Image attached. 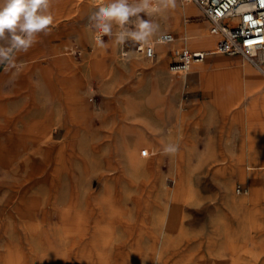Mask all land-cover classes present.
Returning <instances> with one entry per match:
<instances>
[{
	"label": "rangeland",
	"instance_id": "374dc122",
	"mask_svg": "<svg viewBox=\"0 0 264 264\" xmlns=\"http://www.w3.org/2000/svg\"><path fill=\"white\" fill-rule=\"evenodd\" d=\"M99 3L103 2L55 0L52 5L54 24L50 32L40 34L38 42L27 52L22 73L19 71L18 76L11 79L12 87L6 91L11 92L12 103H0V106H6L10 111L13 104L21 105L24 101L32 115H43L52 110L49 118L51 122H56L60 131L53 138L55 153L63 143L76 136L90 138V147H93V151L88 152L78 148L75 158L68 162V168L77 170L82 166L83 158L94 166L92 158L99 155L100 173L115 176L116 170L109 171V167L113 164L124 166L123 171L128 178L113 185L126 190L119 197L114 215H102L94 210L90 232L83 240H62V230L59 229L66 222L63 223L57 214L52 216L48 212L40 218L46 246L39 247L36 242L30 241V235L23 225L27 220V201L32 189L25 186L21 170L11 174L0 169V264H102L96 256V246L91 236L96 227L103 225L111 230L103 250L107 256L104 264H264V112L258 110L263 109L264 103L256 95H247L249 91L244 83V71L249 68L247 64L257 73L260 72L244 56H230L244 62L238 67L224 63L227 69L216 77L224 75L229 85L232 82L231 87L225 83L226 86L220 89L215 83L217 79L213 81L215 78L213 82L209 78L203 80L200 69L183 80L171 76L169 63L177 53L173 52L172 47L177 49L181 45L179 51L184 46L205 50L204 46L188 38L201 22H205L206 30L210 32L208 21L195 4V13L182 10L177 16L170 10L163 18H153L163 29L169 25L172 31H178L173 44L157 45L158 56L153 61L136 51L137 46L113 48L108 37H105V42L109 47L97 48L88 27V17ZM186 4L184 0H177L178 8ZM163 31L160 30L158 35ZM57 48L70 63L67 83H80L79 93L88 110L76 124L62 106L61 112H57L58 103L46 108L47 104L43 102L50 96L47 94L48 84L52 80L54 83L58 74L60 78L64 77L60 71L62 66L56 62L60 55ZM125 51L132 55L124 57L122 53ZM207 60L200 64L208 65ZM161 63L164 69L159 75ZM45 69L56 71L52 80L49 81L45 75ZM213 69L209 67L208 73H213ZM178 82L180 84L176 87L174 84ZM152 86H156V89L152 90ZM34 88L37 91L44 89L46 93L38 91L33 96L31 90ZM228 90L230 94L233 92L232 96ZM221 91L225 92L224 98L220 96ZM152 95L157 99L155 104L150 102ZM33 100L35 102H31ZM129 106L134 109H128ZM156 111L161 114L155 117ZM164 121L168 122L170 130L161 128ZM175 132L184 133L186 140L185 154L181 157L178 151L162 156L160 153L156 157L155 148L145 146L166 142ZM242 136L248 144L244 147ZM125 144L133 146L138 154L142 148L149 152L148 157L140 156L141 172L135 176L126 167ZM227 153L237 155L242 164L250 169V175L226 172L225 165L219 159ZM180 173L184 178L186 200L183 223L173 226L170 239L162 248L163 236L156 225V217L163 205L173 203L172 199H166L165 190L168 188L170 195H173V190L178 187L176 176L179 181ZM154 175L161 181L160 186L155 188L151 186ZM97 181L95 177L90 184L93 190L98 187ZM85 207L82 204L73 215L86 214ZM161 252L162 257H159ZM134 253L138 258L134 257Z\"/></svg>",
	"mask_w": 264,
	"mask_h": 264
},
{
	"label": "bare ground",
	"instance_id": "6f19581e",
	"mask_svg": "<svg viewBox=\"0 0 264 264\" xmlns=\"http://www.w3.org/2000/svg\"><path fill=\"white\" fill-rule=\"evenodd\" d=\"M185 2L188 4H186L184 7H181V8L176 7L173 10L174 14L179 16V14L182 13V10H184L186 13H195L197 11L195 6L192 4L193 2H187V1ZM176 21L177 23H179L178 18L176 19ZM206 28L207 27H206L205 22L199 23L193 35H190L188 38L191 41H194L195 43L200 44V46H204L205 47L204 49L206 51L212 52L214 48L215 40H214L213 34L209 32L208 30H206ZM180 46H178L177 49H174L175 52H178V50L180 49ZM166 50L167 49L165 48V51ZM57 53L58 54L60 53V48H57ZM56 60H57L56 61L57 64H60L62 66L60 71L61 73L64 74V77L60 78L58 74L57 76H55L57 77V80L53 83L52 78H53V75H55L56 71L45 69L44 71L46 73L45 75H47L49 77V81L52 80V82L49 83L47 86L48 87L47 94L49 93L50 96H48L45 100H43V102L47 104L46 108L50 106L54 107L56 103H58L59 105L61 104L60 106L59 105L57 106V112L58 111L61 112V106H62L63 110L68 112V116L76 124L77 121L88 112L87 108L85 107L82 101V97L80 96V93H79L80 83L73 82V81L72 83H67L66 77H69L70 72L68 68H69L70 63H68V60L61 53L57 57ZM159 66H160L159 67L160 70H158L157 74L162 72V69H164L162 67L163 63H161ZM201 67H202L201 64L195 63L193 64L191 68V72H194L195 70H199ZM223 74H224V70H223ZM213 78L215 79L213 80ZM209 79L211 80V82L216 81L217 79V82L215 83H217L216 86H218L220 89L221 87L226 86L225 83L227 84L229 83V80L228 82H226L227 79L224 75L223 76L221 75L218 77H216V75L215 77L209 76ZM231 83L230 85L228 84L230 87H231ZM179 84L180 83L178 82V83H175L174 85L178 87ZM155 89H156V86H152V90H155ZM229 90H228V93L230 96H232L231 94L233 92L230 94ZM31 91H32L33 96L38 91H40L41 93H46L44 89L37 91L36 88H34ZM114 94H115V91H114ZM247 95H250V96L256 95L257 99H260V101L264 103V99L261 98V95H259L258 92L256 93L255 90L247 92ZM153 96L154 95L151 96L150 102L152 101V104H155L157 103V99L155 100ZM220 96L224 98L225 92L223 93L221 91ZM34 100L31 102H35ZM137 107H138V104H137ZM128 109L133 110L134 108L129 106ZM27 110L29 111V108H27L24 101L21 103V105L16 104V103L13 104L10 111L6 108V106H0V169L1 171H5V173H11V174H16L17 171L19 172L21 170V172L23 173L25 186H28V187L30 186V189H32L31 195L27 201V220L23 223L25 230H27L28 234L30 235V241L33 243L36 242L39 245V247L46 246L45 245L46 239L44 240V237L41 232L42 227L40 224V221H41L40 218L42 219L43 217H45V215L48 212L52 213L51 214L52 216L57 214L56 216L59 217L63 223L66 222L63 225V227L59 229L60 231L62 230V232L60 233L62 240L67 242L70 240L86 239L91 229V226H90L91 217H92L94 210H98L102 215L108 214V216L114 215L117 212L119 197L121 196V193H123L126 189L123 187L115 186L113 185V183L123 182L124 180L128 178V176L123 171L124 166L113 164L112 166L109 167V171L116 170L117 174L115 176H110V174H107V173H100L98 169L99 168L98 166L100 164V161L98 158L99 155L98 156L95 155L96 158L94 159L92 158V161L94 162V166L91 165L90 162H88L87 160L83 158L82 160L83 164L82 166H79L77 170L76 169L74 170V168L73 169L68 168L67 164L68 162H70L71 159L75 158L76 150L78 148L81 150H86L87 152L90 150L93 151V147L92 146L90 147V143H89L90 138L88 139L86 136H85L86 138L82 136L79 138L78 136H76L69 142L63 143L60 146L58 152L55 153V149L53 147L54 146L53 138L55 135H59L60 131H59L58 126H56V122H53V121L51 122L52 119L49 118V116H51L50 113L52 112V110L51 112H48L46 110L47 111L46 114L43 113V115L42 114L32 115L31 111H29V114L26 115ZM9 113L11 114L9 115ZM160 114L161 113L159 111H156L155 117L159 116ZM152 118L153 117H151L150 119ZM145 121L147 122V120ZM159 124L160 123H158V125ZM151 125H152V122H151ZM162 125H161V128H166L170 130V125L168 124V122L164 121ZM55 126L56 128H54ZM97 126L98 125H96V127ZM94 133H91L90 135H93ZM92 140H94V138ZM168 144H174L178 146V156L181 157L183 156V154H185L186 140L184 138V133L181 134V132L179 133L175 132L174 134L170 136L169 140H167L166 142L165 141L159 142L157 146H153L151 144H146L145 146L149 145L152 149L155 148L156 150L155 156L158 157L160 153H161V156L165 154L163 149ZM142 150L143 148L140 150V153L138 154L136 150L133 148V146L130 147V145L125 144L126 167L131 169V172H133V176L141 172L139 164L141 163ZM214 162H216V158ZM219 162L225 165L223 167H225L226 172H236L237 174L243 175V176H246L247 174L250 175V172H251L250 169L247 168L245 164H242L241 159L230 156L228 153L223 154V156L219 159ZM108 163L111 164L110 161H108ZM159 164H161V162H159ZM141 169H143V167ZM178 176H179V181L176 176V180H177L176 184H178V187L177 189L173 190V195H170L171 190H169L168 188L165 190L166 199L168 201L172 199L173 203L170 205L169 204L163 205L161 207V211L158 213L156 217V221H157L156 225L159 227L160 232L162 233L160 234L163 236L162 248L168 243L170 239L169 238L170 233L173 230L172 229L173 226L175 224L179 225L183 223V217H184L183 207L186 201L184 198V186H183L184 178L182 177L183 175L181 173ZM95 177L98 180L97 181L98 187L93 190L90 187V184L94 180ZM131 181H132V184L134 185L135 184L134 179H132ZM151 183L153 184L151 186L155 188L157 186H160L161 181L159 177L154 175V180H152ZM66 201L67 203L64 205V202ZM82 204L86 206L85 207L86 214L73 215V212L78 211V207H82ZM88 214H90L91 216H87ZM110 232L111 230L108 227L103 225V226L96 227L94 230V234H92L93 236H91L96 246L95 247L96 253H97L96 256L100 259L102 264L107 262L106 261L107 256L103 250L106 247L107 240H109ZM136 255L137 254L134 253V257L138 258L136 257ZM159 255H160L159 257H162V252Z\"/></svg>",
	"mask_w": 264,
	"mask_h": 264
},
{
	"label": "clouds",
	"instance_id": "9594fccd",
	"mask_svg": "<svg viewBox=\"0 0 264 264\" xmlns=\"http://www.w3.org/2000/svg\"><path fill=\"white\" fill-rule=\"evenodd\" d=\"M55 0H0V66L6 70L17 67V58L27 53L40 34L47 35L54 24L52 5ZM177 7V0H104L88 17V27L97 48L107 49L105 37L113 48L126 45L151 49L158 42L163 18ZM145 17H148L147 19ZM126 58L132 53L123 52ZM165 154H175L178 146L168 144Z\"/></svg>",
	"mask_w": 264,
	"mask_h": 264
},
{
	"label": "built area",
	"instance_id": "2783aa9c",
	"mask_svg": "<svg viewBox=\"0 0 264 264\" xmlns=\"http://www.w3.org/2000/svg\"><path fill=\"white\" fill-rule=\"evenodd\" d=\"M184 1L199 6L210 22V32L218 36L213 53L244 56L251 64L264 71V0ZM173 40L171 33H164L157 43H169ZM155 44L151 49L137 46V50L153 59L156 56ZM205 58L204 51L185 48L171 62L169 69L174 75L183 76L191 71L194 63ZM142 155L147 156L148 151L143 150Z\"/></svg>",
	"mask_w": 264,
	"mask_h": 264
},
{
	"label": "crops",
	"instance_id": "0c3cea01",
	"mask_svg": "<svg viewBox=\"0 0 264 264\" xmlns=\"http://www.w3.org/2000/svg\"><path fill=\"white\" fill-rule=\"evenodd\" d=\"M100 1L104 2L103 0H100ZM192 4H194V3H192ZM197 7L199 8V6H197ZM200 12H201L202 16L204 17V19L208 21L209 30H210V22H209V20L205 17V15H204V13H203V11L201 9H200ZM170 27L171 26H169V25H167V28H164V29H163V27H160V30H164V31L161 32L157 36L156 39L158 40V38L162 34H164V33H171L173 35V37H174V40L172 42H169V43H156L155 44V49H156V56L155 57L158 56V50L156 48L158 44H167V45H170V44H173L174 41L176 40V36L178 35V31H172ZM213 36H214V40H215V44H214V48H215V46L217 44V41H218V36H215V35H213ZM185 48H188L190 50H200V51L207 52L206 50H203V48H201V49L200 48H196L195 49V48H190V47L184 46L180 51L178 50V52L175 53L174 48L172 47L171 49L175 53V58L172 59L171 62H173L177 58L178 54L182 50H184ZM214 48H213V50H214ZM170 50H169L168 53L171 52ZM136 51H138V50L136 49ZM138 52H140V51H138ZM27 55H28L27 53H21V54L18 55V58H17V67L14 68V69L6 70L3 66H0V103L1 104H4V103L11 104L12 103L13 99H12L11 92L6 91V89L12 87V81H11V79L12 78H16L18 76L19 71H21V73H22L23 62H26ZM213 55H217V56H213ZM230 56H241V55H237V54L231 55V54H226V53H212V54H208V52H207V56H206V58L203 61L196 62L197 64H200V63L204 62L206 59H208L207 60L208 65H201L202 67L200 68V71H201V75H202L203 80H207V78H209V76L217 75L219 72L223 71V69H226V66L222 65L224 63H229V66H231V65L232 66L237 65V67H238V66L242 65L241 62H244V61H242L241 59H239L237 57L236 58H233V57H230ZM144 57L147 58L145 55H144ZM147 59H150V58H147ZM153 59H150V60L153 61ZM19 62H20V65H19ZM171 62L169 63V66H170ZM209 64L211 66H209ZM219 66L221 68L217 69L216 67H219ZM247 66L249 67L248 70H245L246 72L244 71V78H245L244 83H245V86H246L247 91L250 92V91H254L255 90L256 93L258 92V94L261 95V98L264 99V74H263L264 71L258 69L256 66L253 65L260 72V73H257L250 65L247 64ZM209 67L214 68L213 70H215V71L213 73H210L209 74L208 73L209 72V70H208ZM190 73H191V71L188 74H186V75L177 76V75L172 74V72H171V76H173V78H175L177 80H180V79L183 80ZM249 74H250V80H249ZM212 90H214V89H212ZM258 110L264 112V106H263V109H260L259 108ZM258 110H255V111H258ZM249 138H250V136H249ZM242 141H243V147L246 146V145H248L247 142L244 141V136H242ZM249 144H250V142H249ZM229 155L230 156H233L235 158L237 156V155H234L233 153L232 154H229ZM148 156H149V152H148V155L147 156H143V157H148Z\"/></svg>",
	"mask_w": 264,
	"mask_h": 264
}]
</instances>
